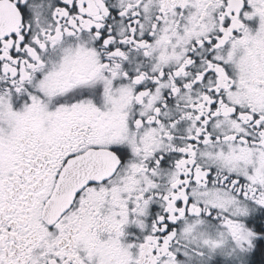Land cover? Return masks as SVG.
Segmentation results:
<instances>
[{"label":"snow or ice","instance_id":"snow-or-ice-1","mask_svg":"<svg viewBox=\"0 0 264 264\" xmlns=\"http://www.w3.org/2000/svg\"><path fill=\"white\" fill-rule=\"evenodd\" d=\"M0 264H264V0H0Z\"/></svg>","mask_w":264,"mask_h":264}]
</instances>
